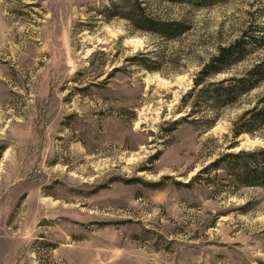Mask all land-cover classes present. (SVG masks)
I'll return each instance as SVG.
<instances>
[{
  "label": "rangeland",
  "instance_id": "374dc122",
  "mask_svg": "<svg viewBox=\"0 0 264 264\" xmlns=\"http://www.w3.org/2000/svg\"><path fill=\"white\" fill-rule=\"evenodd\" d=\"M137 3L187 31H148L133 0H0V264H264V187L211 168L264 150V124L242 127L264 72L222 109L190 92L242 38L206 84L264 64V0Z\"/></svg>",
  "mask_w": 264,
  "mask_h": 264
},
{
  "label": "trees",
  "instance_id": "16d2710c",
  "mask_svg": "<svg viewBox=\"0 0 264 264\" xmlns=\"http://www.w3.org/2000/svg\"><path fill=\"white\" fill-rule=\"evenodd\" d=\"M138 0H133V12L136 18L143 19L144 28L155 34L161 35L169 40H174L177 36L183 34L185 26L179 22H168L151 20L146 18L142 13V8L137 3ZM116 5H113L115 7ZM242 38L228 47H221L219 53L211 58L203 69L198 73L199 78L195 81L194 87L191 89V97L197 92L196 97H192L191 107L197 108L200 104L216 110L230 106L236 100L249 92H251L256 84L262 80L264 71L260 70L264 64L250 70L247 74L248 78H241L232 80L229 86H224L226 81H221L219 84H206L210 77L221 74L224 70H228L232 65L240 62L247 54V47L250 42ZM138 58L134 57L131 61L140 67L147 68L154 71L151 67L143 63H139ZM141 61V60H140ZM214 107V109H213ZM193 108V107H192ZM253 113V112H252ZM196 113L192 112L187 115V119L194 116ZM182 120V121H186ZM252 121L248 124H243L245 131L250 127H254L256 123L264 124V112H259L254 115ZM195 121V120H194ZM190 124L192 122H189ZM177 125V124H175ZM237 135H240L244 130H240ZM215 171H221L226 168L227 178L230 179L236 186H262L264 187V150L255 151L253 153L240 151L238 154L225 155L221 160L214 162L211 166ZM188 185V184H187Z\"/></svg>",
  "mask_w": 264,
  "mask_h": 264
}]
</instances>
